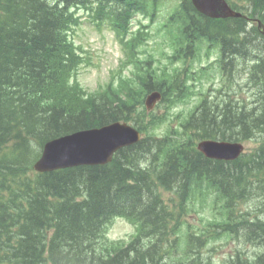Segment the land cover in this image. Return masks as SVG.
Here are the masks:
<instances>
[{
	"label": "trees",
	"instance_id": "trees-1",
	"mask_svg": "<svg viewBox=\"0 0 264 264\" xmlns=\"http://www.w3.org/2000/svg\"><path fill=\"white\" fill-rule=\"evenodd\" d=\"M241 1L250 3V13L264 23V0ZM0 7H5L9 16L7 22L0 24V175L7 176L20 168L23 171L30 160L22 133L32 136V142L41 144L69 132L98 127L114 120L125 121L132 113H137L135 107L141 103L139 90L124 88V99H121V93L116 90L107 89L86 96L77 85L73 86L74 89L67 86L64 74H67L69 62L65 54L69 49L61 38L60 17H64L63 12L55 10L54 13L40 0H6L0 2ZM225 23L229 29L223 33L224 48L242 53L239 38L246 30L243 21ZM245 40L255 43L252 35ZM249 52L250 49L246 54ZM261 57L258 71L264 79V50ZM260 104L262 118L264 95ZM256 121L243 116L239 124L226 115L219 122L210 121L205 125L215 133L216 128L221 127L219 135L235 138L245 137L251 129L257 128ZM10 139L19 142L5 153L3 146ZM171 143H160L163 147L148 163L152 147L142 144L132 150L119 151L107 170L77 168L36 176L48 195L37 198L30 210L29 204L5 209L0 216V250L12 253L20 264H33L39 255L45 253L43 230L49 227L56 229L48 242L49 260L53 264H113L111 260L104 262V258L95 257L90 243L92 233H98V223L115 213L138 225V238L128 247L138 245L143 238V241L147 238L150 242L148 251H135L134 259H129L126 254L115 264H162L159 253L164 249L159 246L177 232L184 212L183 205L174 200L173 205H166L158 190L175 194L173 188L183 184L182 192L185 193L192 172L206 168L212 176L223 180L233 195L243 197L249 178L246 172L243 174L245 168L249 163L260 165V157L256 156L236 161L240 169L236 165L233 169L205 167L203 159L195 154L185 160L190 168L193 166V171L179 172L182 166L177 162L176 153H169ZM251 176L255 182L262 179L258 172H252ZM47 197L53 198L52 201L49 202ZM14 213L26 216L28 227L24 231L22 247L13 252L3 247L1 240L4 227L12 223ZM259 223H249L245 230L253 239L254 236L262 239L258 243L264 250V224ZM210 228L211 224H204L203 233L207 234ZM219 228L225 232L233 229L226 222ZM41 240L45 242L40 243ZM237 264L253 263L241 257Z\"/></svg>",
	"mask_w": 264,
	"mask_h": 264
},
{
	"label": "rangeland",
	"instance_id": "rangeland-1",
	"mask_svg": "<svg viewBox=\"0 0 264 264\" xmlns=\"http://www.w3.org/2000/svg\"><path fill=\"white\" fill-rule=\"evenodd\" d=\"M78 15L82 17L81 19L82 24L76 31V34L73 35V39L76 45H81L83 50H86L87 52H89V59H90V62L93 64L91 66H84V65L82 66L78 74V81L85 89L89 91H93V90L103 87L106 83H108L111 77L113 76L112 71H117L118 60L120 59L119 58L120 56L119 44H117L115 40L113 41L112 32L110 29H106L103 27L101 29V34L98 32L97 34H95L93 32V28L87 22L86 15H83V14L81 15L80 12ZM136 16L135 18H137ZM22 29L23 28H21L20 30ZM5 30H8V29H5ZM201 58L202 57L197 55V60H195V62L191 66V70L198 69L199 67L198 63L200 62ZM162 61H165V60H162ZM175 66H180V63H176ZM125 73L126 72H124L123 75H125ZM212 82L215 85L214 88H216L217 86L216 82L214 80ZM209 83L210 81H208L207 83H204L205 89L209 87ZM115 107L116 106H114V108ZM6 110H9L8 107ZM163 113H164V107L160 105L158 109L155 111V114L162 115ZM165 118H166V124L172 122L169 115L166 116ZM155 131L156 130H154V133ZM164 133H165L164 129L157 130V134L159 136H162ZM252 147L253 146H249V149L245 150V153H250L251 152L250 150ZM246 188H247V193L244 194L243 197L252 198V199L256 197H264V189L261 186L254 185L253 183H251V181H249ZM252 207L253 205L250 208ZM241 208L243 209V206H241ZM262 217H264V214L258 213V214H255L251 220L261 221ZM186 222L188 224H191L192 226L197 225V219L194 217L193 214L187 219ZM130 233H131L130 226L127 223H125L123 220H117V223L110 230L109 238L111 239L126 238ZM242 234H243V238L249 239L250 243H253V245L255 244L259 245L257 242H255V240H252L251 238H249V234L245 233L244 231L242 232ZM235 241L238 244V246H240L241 241H242L241 235H238ZM231 247H232V244L229 243V245L226 248H224V250L220 251V254L215 256L214 260L215 261L220 260L224 254H228ZM251 252L252 251H248L247 253H251ZM193 260L196 262H200L201 258L197 254H195L193 255Z\"/></svg>",
	"mask_w": 264,
	"mask_h": 264
},
{
	"label": "water",
	"instance_id": "water-1",
	"mask_svg": "<svg viewBox=\"0 0 264 264\" xmlns=\"http://www.w3.org/2000/svg\"><path fill=\"white\" fill-rule=\"evenodd\" d=\"M195 2H200L202 0H194ZM220 3V0H205L204 1V8L203 10H213V7L215 5H218ZM222 8V16H229L234 15L232 14L227 8H225L221 4ZM117 133H119L122 136H125V133L119 129H114ZM111 132V131H110ZM101 136L102 139H105L107 141L106 146H112L113 144H110V140L107 138V133L104 131H92L90 133H81L77 135H73L71 137L63 138L54 142H51L46 145L45 149L46 151V157L44 159V164L47 165H55V164H69L70 166L82 164L85 162L83 159V155L86 150V139H92L95 140L96 145L99 146L101 139H98ZM97 140V141H96ZM76 141V142H75ZM216 151H219L222 153L228 152L229 149L223 150L220 147H217ZM224 156V154H222ZM226 155V154H225ZM90 160H88L89 162Z\"/></svg>",
	"mask_w": 264,
	"mask_h": 264
},
{
	"label": "bare ground",
	"instance_id": "bare-ground-1",
	"mask_svg": "<svg viewBox=\"0 0 264 264\" xmlns=\"http://www.w3.org/2000/svg\"><path fill=\"white\" fill-rule=\"evenodd\" d=\"M39 6V5H38ZM250 11V10H249ZM243 34L244 35H246V30L243 32ZM259 42H261V41H259ZM251 54H252V52L250 53V54H246V57H249V56H251ZM249 55V56H248ZM250 181V177L248 178V182ZM248 184V183H247ZM246 187H247V185H246ZM246 190H247V188H246ZM247 193V192H246ZM252 222H256V220H250L248 223H246V225H245V227H244V232L245 233H247L248 234V232H247V230H245V228L247 227V225L249 224V223H252ZM260 222V221H259ZM249 238H251L252 240H256V239H253L252 237H250L249 236ZM256 242V241H255ZM258 243V242H257ZM259 244V243H258ZM260 245V244H259Z\"/></svg>",
	"mask_w": 264,
	"mask_h": 264
}]
</instances>
